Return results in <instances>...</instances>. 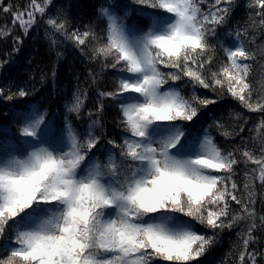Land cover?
Returning <instances> with one entry per match:
<instances>
[{
  "label": "snow or ice",
  "instance_id": "obj_1",
  "mask_svg": "<svg viewBox=\"0 0 264 264\" xmlns=\"http://www.w3.org/2000/svg\"><path fill=\"white\" fill-rule=\"evenodd\" d=\"M0 264H264V0H0Z\"/></svg>",
  "mask_w": 264,
  "mask_h": 264
},
{
  "label": "trees",
  "instance_id": "obj_2",
  "mask_svg": "<svg viewBox=\"0 0 264 264\" xmlns=\"http://www.w3.org/2000/svg\"><path fill=\"white\" fill-rule=\"evenodd\" d=\"M32 51L35 52L36 50L32 49ZM27 55H28V50H26L24 53V56H27ZM41 58H43L44 62L47 63L48 57L44 55V50L42 46L39 49V53L37 55V61L39 62ZM22 62H23V57H22ZM66 74H67V66L63 65L60 69V77L62 80L65 79ZM228 249H229V239L228 237H225L223 247L220 251V257H223L224 254L228 251Z\"/></svg>",
  "mask_w": 264,
  "mask_h": 264
}]
</instances>
